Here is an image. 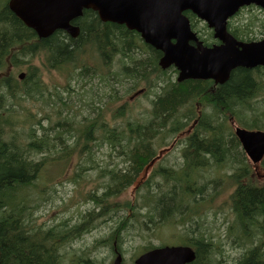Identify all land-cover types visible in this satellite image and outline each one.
<instances>
[{
    "label": "trees",
    "instance_id": "1",
    "mask_svg": "<svg viewBox=\"0 0 264 264\" xmlns=\"http://www.w3.org/2000/svg\"><path fill=\"white\" fill-rule=\"evenodd\" d=\"M9 1L0 0V4H2L0 6V123L4 121V111L2 110L8 106V100L12 98L14 104L25 100L26 96L32 97L33 92L40 88V91L43 89L41 80L38 78L40 75L38 67H34V70L30 68L22 70L21 60L29 55L34 57V55L42 53L53 68H60L64 64L77 65L84 51L92 48L100 54L102 63L109 64V67H112L114 58L121 57L122 72H119L115 84L125 86L126 83L133 81L134 84L129 88V91L138 87L141 81H148L153 75L158 78L155 81H166L167 85L162 86L158 93L156 92L157 96L153 101L152 112L145 116L147 123L135 118L128 120L127 109L123 106L115 112L114 123L111 124L105 118L101 119V106L96 105L97 100H93L87 103L91 112L89 115L83 116L82 119L78 120L74 115L70 119L65 117L64 121H57L53 126L40 123L37 128L32 122L31 132H29L31 141L28 142V148H30V152H35L31 156L26 152L25 145L22 147L21 144L8 145L4 141L0 142V264H62L60 251L62 245L68 242L70 236L73 237L79 232L75 228L76 225L85 223L86 216L94 215V213L87 212V215H83L80 222L70 229H55L53 227L44 231L31 227L27 222L26 211H29L36 203H33L29 191L33 186L35 176L47 158L50 159V151L64 165H66V158L70 151L84 153L87 156L86 162H92V166L89 168L87 165H79V178H82L85 172L87 174V171L94 169L95 162L93 158L91 160L95 154L94 147L98 151L107 148L110 153H117L118 158L126 160L124 163L119 158L120 161L113 167L104 164L106 168L103 169L100 177L108 178L109 184L106 191L91 194L94 195L91 196L94 202L112 205L109 202L110 198H107L120 195L132 186L142 171L156 158L159 145L156 144V141L159 140L161 143L168 138L166 135H174L182 128L188 127L191 124L190 118L194 117L195 119L198 116L194 111L195 106L205 103L212 107V112L205 113L203 110L192 134L180 141V146L188 145L186 155L189 156L184 164L185 167L182 168V171L174 169L170 171L165 167L155 170L154 175L162 178L164 184L169 185L172 182L170 192H165L164 185L150 184L152 179H147L142 186L146 188L144 204L150 205L149 216H153L151 222L155 224L156 228L169 222L172 215L177 213L180 215L182 226L188 231V236L184 239L183 244L191 246L197 255L192 264H223L229 257L228 250L226 249L224 252L223 247H219L217 242L210 239L208 232L200 227L199 217L202 212L197 213L196 210L187 208L184 203L191 199L199 203L202 201L206 188H209L207 180L201 182L203 176L193 180L191 175H188V169L197 167L202 170L203 168V166H194L192 161L201 163L214 161L216 162L214 166H222V160L227 157L225 161H231L235 168V171L226 177L229 181L232 180L229 185L231 189L229 205L240 224L241 236L238 237L240 240L238 247L242 250L249 247L250 245L247 243H252L255 238L252 231L256 230H258V242H261L257 246L250 247L248 251H243L241 256L236 258L237 262L233 264H264V183H259L258 179L252 175V167L246 161L245 156L242 160L241 158L238 160L235 153L242 152L239 139L233 133L228 134L223 127L225 123L223 116L218 113L219 108L228 107L238 116L242 127L251 130L264 128V111L255 112L253 107V104L264 103V97L257 98L261 93H264V74L259 75V73H253L251 69L238 67L215 92H212L213 87L206 84L207 81L204 80L187 79L177 82L171 77L162 75L178 74L175 68L170 67L167 70L160 68L159 60L162 53L147 45L140 39L137 32L130 31L124 25L103 22L96 12L86 10L83 16L74 22L80 27V34L77 37H72L64 31H57L48 38L40 39L10 10ZM185 14L193 21L192 27L200 32V38L210 45L213 42L212 32L206 25L203 28L199 27V20L192 12L187 11ZM231 32L234 35L238 33L233 29ZM249 33H252V30L246 28L241 38L250 39ZM84 47L85 49H81ZM11 66L17 69L11 71ZM87 71H91V67L82 65L79 76ZM21 72H25L22 79L19 77ZM160 76L164 78L161 79ZM148 85L150 86L149 82ZM65 91H69V89L66 88ZM56 96H59L65 108L69 110V103L60 94L57 93ZM100 101L101 99H99ZM187 105L191 107L188 110H183L182 108ZM57 112L60 113L61 110L59 109ZM66 112L68 114V111ZM249 112H251L250 116ZM94 113L97 114V117L92 116ZM119 119L123 120L124 124L118 123ZM64 132L68 134L66 141L60 136ZM52 133L57 136L47 138ZM97 133L100 134L99 137ZM57 139L62 141V145H65L66 154L61 152ZM69 140H73V143L69 144ZM105 145L108 146L105 147ZM8 148H11L12 154H8ZM36 153H42L44 157L37 159ZM120 163L122 166L128 167L124 172L117 167V164L120 165ZM194 173L197 175L196 170ZM222 179L216 176L212 180L211 186L217 185ZM197 185L198 187H196ZM193 186H195V191H187ZM20 191L24 192L23 198H19ZM159 192H165L163 197L158 195ZM156 195H158L157 198H155ZM168 203L172 205L169 206ZM94 204L93 207L96 208ZM126 204L131 208L128 211L133 216L136 211L134 200L128 201ZM109 212L110 210H107L103 213L100 208V213H103L101 216H105ZM112 223L114 225L111 226V235L97 241V245L102 244L107 247L111 261L117 253L124 254V242L127 244L130 234V224L124 214L114 218ZM227 235L230 236V231ZM154 247L151 245L145 249L140 248L135 255L140 251L145 252ZM231 251L233 250L231 249ZM125 263L129 264L126 261ZM87 264H95V262L88 260Z\"/></svg>",
    "mask_w": 264,
    "mask_h": 264
},
{
    "label": "rangeland",
    "instance_id": "2",
    "mask_svg": "<svg viewBox=\"0 0 264 264\" xmlns=\"http://www.w3.org/2000/svg\"><path fill=\"white\" fill-rule=\"evenodd\" d=\"M1 5L2 4H0V6ZM250 19H253L256 22L258 32L259 30L264 29V12L258 8H255L254 10H243L239 16L234 18V21L239 20L238 22L241 23L247 22ZM203 26L204 24L199 22V27L203 28ZM81 49H85V47ZM87 55L90 56V59L87 58ZM114 59L112 67H109V64L102 63L100 54L92 48L84 51L80 56L77 65L64 64L63 66H60V68L51 67L47 57L44 55H34V57L27 56V58H22L21 65L23 69L30 68L31 70H34V67L40 69L39 77L43 84V89L42 91L39 90L36 92V99L20 100L13 104L12 107L16 110V113H10L9 117L12 120V127L19 131V135L13 136L11 133H5L1 137L0 142L14 141L20 144L25 142L27 138L24 132L30 128L32 122L37 128L38 122L47 126H53L59 120L64 121L65 117L70 119L75 115L78 120L82 119L83 116L89 115V112H91V108L87 103H89V101L92 102L93 100H97L96 105L98 104L101 106V119L105 118L109 123L113 124L115 112L119 108L125 106L127 109L126 116L128 117V120H131L133 115L130 111L128 112V101L133 92L131 94L127 92L134 83L133 81H130L129 83H126L125 86L115 84L117 82L116 79L120 74L119 72H122V69L120 61L121 57L117 56ZM82 65H88L91 67V71H87L82 74V76H79L80 70L82 71ZM259 72L264 73V70L259 69ZM162 75L171 77L174 81L177 78V74L175 75L173 73ZM163 76H160V78H164ZM156 79H158L156 75H153L148 81H141L136 88H143L145 83L149 82L150 87L155 88L158 93V90H160L162 86H166L167 82L162 80L155 81ZM66 88L69 89V91H65ZM56 93H58V95L60 94L64 100L69 103V110L65 108L60 101L59 96L57 97L55 95ZM155 94V91H152V97L156 99L157 95ZM99 99H101L100 102ZM11 103L12 99L8 100L7 105L9 106ZM141 103L147 104L148 102L141 99ZM189 107L191 106L187 105L182 109L188 110ZM253 107L255 112L261 110L264 111V103L253 104ZM59 109L61 110L60 113L57 112ZM66 111H68V114ZM139 111H142V108H138L137 113ZM207 111H210V109L208 108ZM18 114L22 115L23 119H18ZM250 114L251 112L248 113L249 116ZM92 116L97 117L96 113L92 114ZM118 123L124 124L121 119L118 120ZM67 135L68 134L65 132L60 134V136L64 138V141H66ZM53 136L56 137L57 134L52 133V135L47 136V138ZM97 136L99 137L100 134L97 133ZM175 137L176 134L164 139L161 143L159 140L156 141V144L161 145L157 147V153L160 149L163 150V153L161 152V160L158 161L157 158H155V160L142 171L135 183L124 190L120 195L112 196V198L108 197L107 199L110 198L109 202L112 205L105 204L104 202L96 203L93 201L92 197L89 199V196L93 192L97 194L98 192L101 193V190L103 192L106 191V187L109 184L108 178L97 176L99 175L101 167H105L103 164L111 165L113 167L120 161V159L124 163H126V160L121 157H119V159L117 153H110L107 148H102L98 151V149L94 147L93 152L95 154L91 157V160L93 158L95 165L99 164L100 167H95L92 171H87V174L85 172V174L82 175V178H79L78 166L87 165L90 168L92 162H86L87 156L84 153L79 154L76 151L69 150L70 153L67 155L66 165H60L54 170L53 178L48 183H42L41 170L35 176L33 186L29 191V196L32 198L33 203H36L29 211H26L27 222L31 227L44 231L52 227L55 229H70L77 222H80L82 216L87 215V212L94 213L91 217L86 216L85 223L78 224L81 225L78 229L79 232L73 237L70 236L68 242L62 245L60 250L62 254V264H87L88 260L95 262V264H112L113 260L111 261L109 250L102 244L97 245V241L103 240V238H107L111 235V226L114 225L112 220L123 214L127 222L130 224V234L127 239V244L124 242L123 255L126 262H132L135 259L133 256H135V253L140 248L145 249L151 245L183 244L184 239L188 236V231L182 226L180 215L178 213L172 215L169 222L156 228L155 224L151 222L153 216H149L151 207L148 204H144L143 198L146 188L142 187L147 179H152L150 184L164 185L165 192H170L172 182H170L169 185H166L164 184L163 179L156 177V174L154 175V173L156 169L162 167L168 168L170 171L173 169L178 170V167L172 165V162H166L178 157L172 149L168 151V147L173 143ZM68 142L69 144H72L73 140H69ZM57 143L61 152L66 154L67 150L65 145H62V141L57 139ZM91 145L94 146V144ZM107 146L108 145H105V147ZM29 150L30 148L26 150L28 155L31 153ZM186 153L187 152L185 151L182 154L183 157H180L178 161L183 158L187 161L189 155H186ZM8 154H12L11 148L8 150ZM25 155L28 156L27 154ZM235 155L238 157V160L244 156L245 158L247 157L243 149L241 153H235ZM35 157L40 159L44 157V154H37ZM49 158L55 160H50L43 166L50 165L53 162H62L59 158L53 155L51 151ZM225 158L227 157H224L222 160V166H214L216 163L214 161H210V163L192 161L194 166H203V168L202 170H199L197 167L188 169V175L190 176L191 174L193 180L199 176H203L201 182L207 180L206 183H208L209 188H206L205 194L201 199L202 201L198 204L194 199H191L184 204L187 208H192L193 210L198 206L199 209H196L197 213L204 207V204H206V208L202 210L199 217L201 223L200 227L208 232L210 239L217 242L219 247H223L224 252L226 249L228 250L229 257L223 264H233L234 262H237L236 258H239L243 251H248L250 247L259 245L261 242H258V230H256L252 231L255 234L252 243H247L250 245L249 247L243 250L238 247V243L240 242L238 237L241 236L239 229L240 224L237 222L229 205V194L231 191L229 185L232 180L229 181L226 177L233 173L235 168L233 167L232 162L229 160L225 161ZM247 160L248 158L246 161ZM261 163L264 165V161H261ZM117 167L123 172L128 168L127 166H122V163H120V165L117 164ZM194 170H196L197 175H195ZM48 174L49 171H46L44 176H47ZM252 175L254 177L257 176V174L253 172ZM216 176L223 179L220 180L217 185L211 186V182ZM260 181H264V178ZM196 187H198V185ZM195 190V186L187 189L189 192ZM165 192H159L158 195L163 197ZM19 195V198H23L24 192L20 191ZM158 195H156L155 198H157ZM131 200H134V205L136 206V211L133 216L132 213L128 211L131 208L126 204V202ZM93 203H95L94 206H96V208L93 207ZM97 205L102 208L103 213L107 210H110V212L105 216H101L103 213L101 214L99 212ZM167 205L170 206L172 204L168 203ZM196 225L198 226V223ZM86 228L88 229L85 230ZM228 231H230V236L227 235ZM231 249L233 251H231ZM139 253L141 254L143 251H140Z\"/></svg>",
    "mask_w": 264,
    "mask_h": 264
},
{
    "label": "water",
    "instance_id": "3",
    "mask_svg": "<svg viewBox=\"0 0 264 264\" xmlns=\"http://www.w3.org/2000/svg\"><path fill=\"white\" fill-rule=\"evenodd\" d=\"M252 3L264 8V0H10L9 5L40 37L57 28L77 37L79 26H72L70 22L81 17L85 9H91L103 22L138 31L146 43L163 52L160 64L175 65L179 70L178 81H184L213 75L202 67L211 50L192 31L183 12L192 10L214 28L215 38L224 44L217 58L228 78L235 67L249 68L255 58V48L239 49L237 40L227 32L228 18L241 6ZM192 40L196 41V47L189 44ZM237 134L252 160L260 161L264 154V132L237 129ZM196 257L191 247L165 246L143 253L135 264H190ZM114 264H123L120 253Z\"/></svg>",
    "mask_w": 264,
    "mask_h": 264
},
{
    "label": "bare ground",
    "instance_id": "4",
    "mask_svg": "<svg viewBox=\"0 0 264 264\" xmlns=\"http://www.w3.org/2000/svg\"><path fill=\"white\" fill-rule=\"evenodd\" d=\"M9 24V23H8ZM23 29V28H22ZM59 29H61V28H57V29H55L52 33H50V34H48L47 36H45V37H40V36H38L39 38H47V37H49V36H51L54 32H56L57 30H59ZM19 30V29H18ZM17 30V32H19ZM63 30V29H62ZM22 31V30H21ZM16 33V32H15ZM69 33V32H68ZM24 34V33H23ZM70 34V33H69ZM71 35V34H70ZM72 36V35H71ZM18 37V36H17ZM73 37V36H72ZM13 39V38H12ZM162 58V57H161ZM161 58H160V60H159V66H160V68L162 69V70H167V69H169L170 67H168V66H162L161 64H160V61H161ZM62 65V64H61ZM160 69V70H161ZM178 71V74H177V78H176V81L177 82H181V81H178V77H179V70H177ZM115 75V74H114ZM116 77V76H115ZM120 78V77H119ZM226 82V81H225ZM261 83V82H260ZM262 85H263V83H262ZM262 87V86H261ZM230 102V101H229ZM233 102V101H232ZM248 103V102H247ZM231 105V104H230ZM242 106V105H241ZM243 109V108H242ZM246 110V109H245ZM240 113H241V111H240ZM97 115V114H96ZM178 117V116H177ZM186 117V116H185ZM191 119V118H190ZM95 120V119H94ZM177 120V119H176ZM99 125V124H98ZM246 129V128H245ZM255 130V129H254ZM246 131H252L251 129H246ZM46 132V131H45ZM220 134V133H219ZM223 137V136H222ZM237 137V136H236ZM238 139H239V142H240V144H241V148L243 149V150H245V147H244V143L242 142V140L239 138V137H237ZM16 147V146H15ZM226 147V146H225ZM223 151V150H222ZM24 153V152H23ZM193 153V152H192ZM203 157H205V156H203ZM16 158V157H15ZM197 159H198V157H197ZM201 159V158H200ZM155 160V159H154ZM153 160V161H154ZM261 161H264V154H263V156H262V159H261ZM191 175V174H190ZM187 180V179H186ZM248 225V224H247ZM204 235V234H203ZM113 262H114V259H113Z\"/></svg>",
    "mask_w": 264,
    "mask_h": 264
},
{
    "label": "flooded vegetation",
    "instance_id": "5",
    "mask_svg": "<svg viewBox=\"0 0 264 264\" xmlns=\"http://www.w3.org/2000/svg\"><path fill=\"white\" fill-rule=\"evenodd\" d=\"M57 31H64V32H66L67 34H69L67 31H65V30H62V29H59V30H57ZM56 31V32H57ZM55 33V32H54ZM70 35V34H69ZM39 38V37H38ZM48 38V37H47ZM40 39H42V38H40ZM45 39V38H44ZM215 88H213V91L212 92H215ZM133 150H136V148H133ZM181 157H183V156H181ZM182 160H184L185 161V159L183 158ZM182 160H180V161H176V162H174V163H172V165H174L175 167H179V164L182 162ZM166 163V162H165ZM153 172H154V170H153ZM97 176H100V175H97ZM156 177H157V175H156ZM101 190V189H100ZM102 191V190H101ZM102 193V192H101ZM146 195V194H145ZM144 195V196H145ZM98 210H99V212H100V207L98 206V208H97ZM102 214V213H101ZM118 254V253H117Z\"/></svg>",
    "mask_w": 264,
    "mask_h": 264
}]
</instances>
